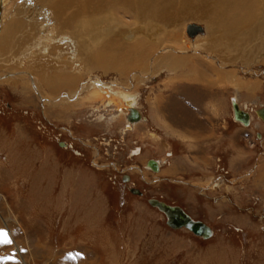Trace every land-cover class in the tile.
<instances>
[{
    "label": "rangeland",
    "instance_id": "1",
    "mask_svg": "<svg viewBox=\"0 0 264 264\" xmlns=\"http://www.w3.org/2000/svg\"><path fill=\"white\" fill-rule=\"evenodd\" d=\"M190 24L201 32L188 36ZM162 34L120 36L130 52L112 48L115 70L60 51L53 59L41 46L25 60H0V264H264V126L255 113L264 105V46L255 40L223 63L199 47L208 42L202 22L175 40ZM171 54L181 65L160 60ZM95 82L134 94L141 120L130 124L128 107L120 116L106 99L81 105ZM234 99L248 127L233 120ZM202 125L218 132L220 159H174L168 144L202 142L185 137ZM150 199L180 207L212 236L171 229Z\"/></svg>",
    "mask_w": 264,
    "mask_h": 264
},
{
    "label": "bare ground",
    "instance_id": "2",
    "mask_svg": "<svg viewBox=\"0 0 264 264\" xmlns=\"http://www.w3.org/2000/svg\"><path fill=\"white\" fill-rule=\"evenodd\" d=\"M17 1L14 0L13 6L4 9V0H0V14L4 9L0 16V60L6 59L8 55L13 59L20 57L25 60L32 48L38 50V47L41 46L42 50H45V54H51L50 57L53 59L59 57L60 51L61 54H69L70 61L81 56L86 62L92 60L93 63L89 64L93 68L96 66V68L115 70L116 59L114 56H110L112 48L118 47V54L121 55L130 52L129 47L124 48L120 45L118 40L120 36L131 39L136 32L140 34L148 32L167 34L168 39H174L176 33L182 32L188 22H202L205 25L210 45L205 40L201 41L203 43L199 47L205 52H215L218 57L222 58L223 63L234 60L233 57L239 56V52L252 45L255 40L259 42L254 43L255 47L254 45L252 47L257 48L258 44L262 49L264 46V0H29L32 7L29 2L27 5L25 4L26 0H22L24 1L21 4L22 8L16 4ZM10 9L19 16V19L17 15V19L6 17V11ZM117 14H121L122 18L123 16L127 17L125 19H128L130 24L124 23L123 20H117L115 17L118 16ZM64 30L69 35H59ZM122 31L126 33L124 34ZM173 35L174 37H172ZM70 36H73V39H70ZM26 39L28 40L26 41ZM23 40L25 41L21 44ZM54 40L57 41L58 49H55L53 45L50 47L48 44L49 41ZM61 43H64L65 46L63 47ZM104 44L106 45L104 52L96 55V52ZM84 45H87L83 48L85 53L80 51L76 56V47ZM241 46L242 48L239 50ZM262 53L264 54V51H261L260 54L258 52L259 57ZM171 56L177 57L171 54L160 58V60H163L165 64L167 62L170 66L172 64L174 68L181 65V59L172 61ZM137 64L134 63L135 66ZM200 74L204 73L201 71ZM89 87L92 88L85 90L80 99L81 105H92L97 100L106 99L109 105L116 108L120 116L124 117V109L127 107L128 110H126L129 113L131 109L138 111L140 118L133 122L128 120V113L127 120L130 124L141 120V112L135 107L137 98L134 94L119 88L113 90L112 87L99 82L92 83ZM103 94H107L106 97L102 96ZM257 111L255 112L256 116L261 119L257 115ZM251 120L249 115V125ZM239 124L246 127L240 122ZM133 153L137 155L139 150L136 149ZM152 161L156 165V170H153L149 165L148 167L151 171L158 172L159 162ZM159 210L163 212L161 209ZM181 228L185 227L176 229Z\"/></svg>",
    "mask_w": 264,
    "mask_h": 264
},
{
    "label": "water",
    "instance_id": "3",
    "mask_svg": "<svg viewBox=\"0 0 264 264\" xmlns=\"http://www.w3.org/2000/svg\"><path fill=\"white\" fill-rule=\"evenodd\" d=\"M194 30V32H193ZM199 33L201 32V28L190 24L186 28V34L190 37H193L196 32ZM232 106V113H233V118L235 121L242 123L245 126L249 125V115L247 112L241 110L237 103L235 101L231 102ZM257 115L263 120L264 122V108H261L257 111ZM140 115L137 110L131 109L129 113L128 120L130 122L137 121L139 120ZM63 146V144H60ZM148 165L153 169L156 170V165L154 162L151 160L149 161ZM131 193L133 194H140V192L137 189H131ZM148 203L151 206L158 207L161 209L165 215H166V224L171 227V228H180V227H185L195 235L202 236L205 239H208L211 237V230L208 226H206L203 222L201 221H193L180 207L178 206H170L167 205L163 202H160L155 199H150Z\"/></svg>",
    "mask_w": 264,
    "mask_h": 264
},
{
    "label": "crops",
    "instance_id": "4",
    "mask_svg": "<svg viewBox=\"0 0 264 264\" xmlns=\"http://www.w3.org/2000/svg\"><path fill=\"white\" fill-rule=\"evenodd\" d=\"M208 123V122H207ZM233 126H236L232 123ZM210 127V126H209ZM204 127L203 125L200 127H193V128H188V130H185V137L190 138L191 136H196L197 138L202 139V142L196 143L195 145L189 142H183L182 140L179 141L177 145V150L175 148L176 145L173 144H168L169 149L172 150L174 154V159H177L179 161H194V160H204L205 158L203 156L197 157L199 152H201L202 155H206L205 157H211L217 161L219 160V155H220V139L218 137V132L214 130L212 127L209 128ZM237 128V126H236ZM240 128V127H239ZM239 130L242 131L240 128ZM165 136L171 137L172 134L169 131V133H164ZM168 134V135H167ZM181 135L183 136V133L181 131ZM235 145V144H234ZM227 151V150H226ZM231 152V150H230ZM228 154V151L227 153ZM239 150L238 148L236 149L235 147L232 148V157L239 156ZM222 155V154H221ZM193 156V157H192ZM233 158V160L235 159Z\"/></svg>",
    "mask_w": 264,
    "mask_h": 264
},
{
    "label": "flooded vegetation",
    "instance_id": "5",
    "mask_svg": "<svg viewBox=\"0 0 264 264\" xmlns=\"http://www.w3.org/2000/svg\"><path fill=\"white\" fill-rule=\"evenodd\" d=\"M263 107H264V105H263ZM260 122H261L262 126H264V122H263V121H260ZM140 155H141V154H140ZM140 155H138V156H140ZM151 160H153V159H151ZM151 160H149V161H151ZM147 161H148V160H147ZM147 161H146V162H147ZM146 162H145V163H146ZM124 179H125V178H124ZM134 195H135V194H134ZM137 195H139V194H137ZM141 195H142V194L140 193V196H141Z\"/></svg>",
    "mask_w": 264,
    "mask_h": 264
},
{
    "label": "snow or ice",
    "instance_id": "6",
    "mask_svg": "<svg viewBox=\"0 0 264 264\" xmlns=\"http://www.w3.org/2000/svg\"><path fill=\"white\" fill-rule=\"evenodd\" d=\"M5 242H8L7 240H5Z\"/></svg>",
    "mask_w": 264,
    "mask_h": 264
}]
</instances>
